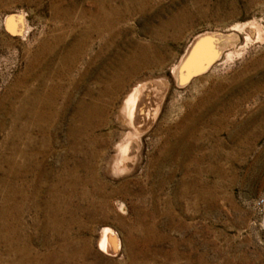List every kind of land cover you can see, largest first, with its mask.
<instances>
[{"label": "rangeland", "instance_id": "1", "mask_svg": "<svg viewBox=\"0 0 264 264\" xmlns=\"http://www.w3.org/2000/svg\"><path fill=\"white\" fill-rule=\"evenodd\" d=\"M5 263L264 264V0H0Z\"/></svg>", "mask_w": 264, "mask_h": 264}, {"label": "bare ground", "instance_id": "2", "mask_svg": "<svg viewBox=\"0 0 264 264\" xmlns=\"http://www.w3.org/2000/svg\"><path fill=\"white\" fill-rule=\"evenodd\" d=\"M99 2V1H98ZM105 6V5H104ZM101 9V8H100ZM99 9V11H100ZM104 11V10H103ZM101 13V12H100ZM107 18H108V15H107ZM92 20V19H91ZM109 20V19H108ZM107 20V21H108ZM96 24V23H95ZM107 24V23H106ZM105 24V25H106ZM91 25V24H90ZM109 25V24H108ZM19 27V25H17ZM16 25L10 27V33H14V34H20V31L18 30V27ZM20 28V27H19ZM103 28V27H102ZM103 30V29H102ZM107 30V29H106ZM86 31V30H85ZM76 32V31H75ZM107 32V31H106ZM77 33V32H76ZM82 33V32H81ZM99 34V33H98ZM89 35V34H88ZM94 35V34H93ZM108 35V34H107ZM72 36V35H71ZM70 36V37H71ZM69 38V36H68ZM67 38V39H68ZM84 38V37H83ZM102 38V37H101ZM60 39V37H59ZM63 39V38H62ZM90 40V39H89ZM100 40V39H99ZM93 41V40H92ZM62 42V41H61ZM67 42V41H66ZM94 42V41H93ZM120 43V42H119ZM62 44V43H61ZM113 44V43H112ZM111 44V45H112ZM197 45V44H196ZM200 45V44H199ZM199 45L196 46V48H194V50H192L194 53H196L197 51V48L199 49ZM55 47V46H54ZM61 47V46H60ZM76 47V46H75ZM81 47V46H80ZM193 47V46H192ZM59 49V48H58ZM78 49V48H77ZM110 49V48H109ZM40 50V49H39ZM49 50V49H48ZM54 51V50H53ZM87 51V50H86ZM200 52H202V50H200ZM145 53V50L144 52ZM55 54V53H54ZM232 54V53H231ZM72 56V55H71ZM139 56V55H138ZM83 57V56H82ZM229 59H232L230 58L231 55H228ZM236 57V55H235ZM131 58V57H130ZM48 59V58H47ZM80 59V58H79ZM91 59V58H90ZM122 59V58H121ZM61 60V59H60ZM233 60V59H232ZM41 61V60H40ZM123 61V60H122ZM141 61V60H140ZM62 63V62H61ZM132 63V62H131ZM134 63V62H133ZM140 64V63H139ZM68 65V64H67ZM123 65V64H122ZM144 65V64H143ZM41 66V65H40ZM35 67V66H34ZM57 67V66H56ZM125 67V66H124ZM62 70V69H61ZM56 71V70H55ZM130 71V70H129ZM30 72V71H29ZM28 72V73H29ZM61 72V71H60ZM117 73V72H116ZM51 74V73H50ZM49 74V75H50ZM43 75V74H42ZM117 74H115L116 76ZM40 77V76H39ZM70 77V76H69ZM118 77V76H117ZM30 78V77H29ZM114 78V77H113ZM51 79V78H50ZM52 80V79H51ZM117 80V79H116ZM55 81V80H54ZM120 81V80H119ZM38 82H39V79H38ZM53 82V81H52ZM51 84V82H50ZM52 85V84H51ZM39 86V85H38ZM46 88V87H45ZM58 88V87H57ZM44 89V88H43ZM49 89V88H48ZM57 90V89H56ZM142 89H141V85L137 86L135 89L132 90V92L129 94L128 98L126 99V101L124 102V109L126 111V114L128 116H132V118H134V120L132 121V123L134 122H137L141 125L144 124V122L146 121L147 123L152 119L150 118L151 116L148 115L147 118H145V114L149 111L147 110V105L146 103L144 102V98L142 97V93L140 92ZM34 91V90H33ZM65 91V90H64ZM46 93V92H45ZM65 97V96H64ZM24 98V97H23ZM32 98V97H31ZM88 99V98H87ZM219 99V98H218ZM23 100V99H22ZM31 100V99H30ZM21 101V100H20ZM217 101V100H216ZM19 103V102H18ZM58 104V103H57ZM91 106V104H90ZM28 107L29 109V112H30V116H31V123L34 124L35 122L38 123V124H41L42 126L48 121L49 119V115H50V110H51V102L50 101H44L41 99V101H39V98L38 99H32V101L29 102V106H26ZM56 107V106H55ZM17 108V107H16ZM95 108V106H94ZM96 108H98L96 106ZM92 109V108H91ZM219 109V108H218ZM230 109V108H229ZM221 110V109H220ZM28 111V110H27ZM90 111V110H89ZM147 111V112H146ZM18 112V110H17ZM157 112V111H156ZM96 113V112H95ZM145 113V114H144ZM24 114V113H23ZM153 114V113H152ZM151 114V115H152ZM202 114V113H201ZM92 115V114H91ZM126 115V116H127ZM147 115V114H146ZM156 115V114H155ZM60 116V115H59ZM154 116V115H153ZM152 116V117H153ZM157 118V117H156ZM237 118V117H236ZM126 119V118H125ZM214 119V118H213ZM58 120V119H57ZM79 120V119H78ZM155 120V119H154ZM14 121V119H13ZM27 121V120H26ZM25 121V122H26ZM53 121V120H52ZM127 121V120H126ZM130 120H128L129 122ZM210 121V120H209ZM58 122V121H56ZM75 122V120H74ZM125 122V121H124ZM152 122V121H151ZM93 123V122H92ZM130 123V122H129ZM136 123V124H137ZM223 123V122H222ZM15 124V123H14ZM80 125V124H79ZM145 125V124H144ZM17 126V124H16ZM22 126V125H21ZM25 126V125H24ZM150 126V125H149ZM148 126V127H149ZM154 126V124H153ZM233 126V125H232ZM12 127V125H11ZM207 127V126H206ZM218 127V126H217ZM21 128V127H20ZM80 128V127H79ZM143 128V126H142ZM204 128V127H203ZM216 128V127H215ZM2 129V128H1ZM47 129V128H46ZM145 129V128H143ZM34 130V129H33ZM225 130V129H224ZM5 132V131H4ZM8 132V131H7ZM30 132V131H29ZM42 132V131H41ZM88 132V131H87ZM163 132V131H162ZM215 132V131H214ZM3 133V132H2ZM9 133V132H8ZM19 133V132H17ZM207 133V132H206ZM33 134V133H32ZM37 134V133H36ZM201 134V133H200ZM3 135V134H2ZM9 135V134H8ZM22 135V134H21ZM218 135V134H217ZM216 135V136H217ZM12 136V135H11ZM32 136V135H31ZM34 137V136H33ZM36 138V137H35ZM179 138V137H178ZM9 139V138H7ZM22 139V138H21ZM128 140V139H127ZM192 140V139H191ZM193 141V140H192ZM34 142V141H33ZM43 142V141H42ZM141 142V140H140ZM13 143V142H12ZM127 142L125 141V143H123L124 145H121V147L119 148V154L120 155H123L124 152L127 153V149L129 147L128 143H127V147L124 148L125 144ZM21 144V143H20ZM32 144V143H31ZM142 144V143H141ZM33 145V144H32ZM31 145V146H32ZM132 146L134 144H131ZM140 146V145H139ZM132 148V147H130ZM141 149V147H139ZM123 149V150H122ZM6 150V149H5ZM44 150V149H43ZM30 151V150H29ZM143 151V150H142ZM4 152V151H3ZM123 152V153H122ZM133 151H131L132 153ZM140 152V151H139ZM24 153V152H23ZM53 153V152H52ZM130 153V151H129ZM142 154V153H141ZM129 155V154H128ZM140 154H138L139 156ZM126 156V155H125ZM34 157V156H33ZM38 157V156H37ZM2 158V157H1ZM13 158V157H12ZM60 158V157H59ZM10 159V157H9ZM19 159V157H18ZM20 160V159H19ZM38 160V159H37ZM10 161V160H9ZM122 161V160H121ZM18 163V162H17ZM119 163V162H118ZM124 163V161H123ZM32 164V163H31ZM121 165V164H120ZM187 165V164H186ZM22 166V165H21ZM123 166V165H122ZM31 167V166H30ZM63 170V169H62ZM4 171V169H3ZM209 172V171H208ZM13 173V172H12ZM12 175V174H11ZM19 177V176H18ZM23 181V180H22ZM33 182V181H32ZM5 184V183H4ZM26 184V183H25ZM11 185V184H10ZM31 185V184H30ZM192 186V185H191ZM8 187V186H7ZM26 188V187H25ZM30 188V187H29ZM10 189V188H9ZM64 190V189H63ZM77 192V191H76ZM5 193V192H4ZM11 193V192H10ZM114 194V193H113ZM22 195V194H21ZM73 196V194H71ZM3 196V195H2ZM54 196V195H53ZM11 198V197H10ZM71 198V197H70ZM3 200V199H2ZM54 200V199H53ZM37 201V200H36ZM49 201V200H48ZM15 203V202H14ZM2 204V202H1ZM3 206V205H2ZM11 206V205H10ZM23 208V207H22ZM40 208V207H39ZM56 209V208H55ZM30 210V209H29ZM49 210V209H48ZM5 212V211H4ZM74 212V211H73ZM23 213V212H22ZM35 213V212H34ZM61 214V213H60ZM13 215V214H12ZM22 217V216H20ZM38 217V216H37ZM14 218V217H13ZM32 218V217H31ZM36 218V217H35ZM36 222V221H35ZM22 224V223H21ZM49 224V223H48ZM49 226V225H48ZM3 227V226H2ZM38 232V231H37ZM52 233H53V230H52ZM72 233V232H71ZM39 234V233H38ZM53 235V234H52ZM62 236V235H61ZM12 237V236H11ZM8 239H9V236H8ZM68 239V238H67ZM100 241H99V250L103 253H112L114 254V252L116 251V238L114 237V234L111 230L109 229H106L104 230V232L102 233L101 235V238H99ZM6 240V239H5ZM5 242V241H4ZM27 242V241H26ZM33 243V242H32ZM14 244V243H13ZM2 246V245H1ZM14 246V245H13ZM28 247V245H27ZM118 248V247H117ZM38 250V249H37ZM29 252V251H28ZM15 257V256H14ZM29 257V256H28ZM44 257V256H43ZM9 259V258H8ZM25 260V259H24ZM23 261V260H22ZM2 262V261H1ZM21 262V261H20ZM32 263V262H31ZM6 264V263H5ZM39 264V263H38Z\"/></svg>", "mask_w": 264, "mask_h": 264}]
</instances>
